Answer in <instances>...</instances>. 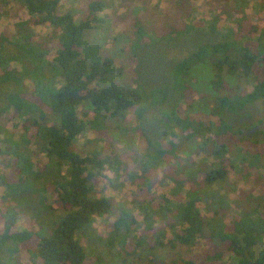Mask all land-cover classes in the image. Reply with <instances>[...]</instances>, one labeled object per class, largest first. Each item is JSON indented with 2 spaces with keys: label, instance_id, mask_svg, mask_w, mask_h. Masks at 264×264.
Masks as SVG:
<instances>
[{
  "label": "trees",
  "instance_id": "trees-1",
  "mask_svg": "<svg viewBox=\"0 0 264 264\" xmlns=\"http://www.w3.org/2000/svg\"><path fill=\"white\" fill-rule=\"evenodd\" d=\"M62 2L24 0L28 19L0 32V164L11 171L0 173V264H112L88 256L84 242L97 238L120 264H264V128L234 122L264 101V23L249 13L256 3L264 12V0H160L161 31L133 19L130 70L93 39L111 21L107 3L95 0L76 16L59 14ZM202 13L210 20L196 18ZM152 51L166 66L155 86L141 70ZM204 64L211 94L193 85ZM151 113L156 134L147 128ZM130 116L137 125H125ZM176 161L187 178L171 173ZM233 171L251 189L239 191L228 221ZM167 180L174 186L159 196ZM28 183L37 185L30 205L51 213L50 222L28 221L17 189ZM211 196L216 209L206 215ZM111 219L104 238L96 225ZM145 246L178 256L136 261Z\"/></svg>",
  "mask_w": 264,
  "mask_h": 264
},
{
  "label": "rangeland",
  "instance_id": "rangeland-1",
  "mask_svg": "<svg viewBox=\"0 0 264 264\" xmlns=\"http://www.w3.org/2000/svg\"><path fill=\"white\" fill-rule=\"evenodd\" d=\"M95 0H63L60 8H59V14L64 13H72L76 16H78L82 11H84L88 5ZM96 1H103L106 2L108 5V10H106V13L110 16V23L105 28V33H103L101 36L99 34H94L93 39L96 40L99 44L103 46L105 51H108L110 55L114 58H117L121 61H124L126 64H128V70H130L131 67V37L130 34L132 32V23L133 19L142 18L144 21H147V25L154 26L155 28L161 31L160 27L164 26L166 20L164 17H162V13H158V9L156 7L158 5H161V9H165L164 2H160V0H96ZM24 0H7V3H5V6L3 8L5 15L0 16V32H4L7 28L11 29L12 31H15V26L18 22L28 19L27 13L25 12L26 9L23 5ZM160 3V4H159ZM167 10V9H166ZM162 12V11H161ZM254 12L256 14V17L253 18L255 24H263L264 21L260 19H264V12L262 10V7L260 8L258 4L256 3V6L251 7L249 13ZM263 12V13H262ZM167 11H164L163 15H165ZM170 13V12H169ZM173 13V11H172ZM171 13V15H172ZM152 16V17H151ZM207 16V18H206ZM197 19L203 20L207 19L210 20V17L206 14H199L196 16ZM161 23V24H159ZM162 25V26H161ZM220 27L223 29L226 26L225 22H222ZM264 27V26H261ZM109 34V32H111ZM144 56V57H143ZM164 67L166 71V66H164V63L162 62L160 53H156L155 51H152L148 54L143 55L142 54V62H141V70L143 79L145 80L147 85L155 86L159 85L163 82V78H165L164 75ZM210 68L207 65H201L196 67L195 69V78L193 85L195 86L196 90H198L199 94H211V88H210ZM130 74V73H129ZM131 77V74L129 75ZM129 77V78H130ZM211 102V101H210ZM212 103V102H211ZM212 106L209 104V107ZM205 112H207L206 109H204ZM150 119L147 123V128L150 129L151 133L156 134L158 132V123L155 119V115L151 113L149 115ZM235 124L242 128H249L251 126L259 125L260 129L264 128V124L261 123L264 122V101L257 104V106L250 112L236 118L234 120ZM126 126L132 127L137 125L134 116H130L125 123ZM10 128H13V124L9 125ZM93 138V136L91 137ZM118 149L122 152H124L125 161L129 162L128 165L133 167L132 162L130 161V155L128 153H131L127 151L125 142L118 143ZM141 147L140 143L139 145H135L132 150L136 152H140L139 148ZM137 148V149H136ZM183 159H187V154L182 155ZM201 158L197 161L200 162ZM189 163L188 161L186 164ZM181 165V164H180ZM179 162H172L171 168H173V171L171 173H174L177 175V177L183 176V178H187V174L182 175V172L180 173L179 170L177 172V169H180ZM168 167H164V170L166 171ZM176 171V172H175ZM10 169L6 167L3 164H0V173L9 175ZM241 172L233 171L231 174V178L227 185L229 188L233 190L232 195L230 197V200H227V204L229 206V212L227 215L228 221H231L232 218L236 215L237 211L235 209V201L239 199V191H248L251 189L250 183H247V179L240 178ZM252 179L263 175V170H253L252 172ZM170 180H167L166 184H160L156 188V193L159 196L167 195L170 193V190L173 188L174 185H172V182ZM124 185H130L128 187H132L131 180L122 181ZM226 185V186H227ZM37 185L35 183H28L24 188H17L18 192L21 194V198L24 199L25 207L29 209V214L31 215V219L29 218L28 221L35 222L38 219H44L48 222L53 219V215L51 213H44L43 215H39V213L34 210V208L30 205L29 202H33L30 194L31 191H33ZM190 187L187 186V189ZM21 189V190H20ZM20 190V191H19ZM5 192L4 188H0V195H2ZM106 194H111L114 197H118V199L123 200V198L126 197V191L122 188L120 189H114L109 188L106 192ZM223 193L225 196H227V190L224 189ZM213 199L211 196L210 201ZM9 202L10 199H8ZM216 202L211 201V205L207 204V206H203L205 214L212 213L215 209ZM207 208V209H206ZM210 210V212H208ZM24 222V220H23ZM114 222L113 219L111 220H105V221H99L96 225V231L97 233L101 234L100 236L106 238L111 231V225ZM97 233L95 235H97ZM85 249L88 253L89 257H94L95 255H101L106 260L112 262V264H120L117 256L116 251L112 252L109 250V248L106 245V241L103 239H95L94 241L84 242ZM158 256L159 259L163 260L164 262H170L172 259L175 258V256H178V253L170 248H158L155 251H150L149 246H145L144 249H142L138 256L135 257L137 260L146 261L147 258ZM185 255L188 257L189 252H185Z\"/></svg>",
  "mask_w": 264,
  "mask_h": 264
}]
</instances>
